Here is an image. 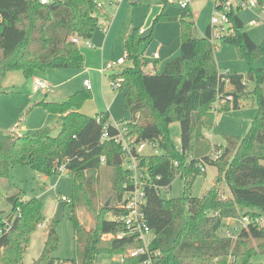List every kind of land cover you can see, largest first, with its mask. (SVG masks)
Segmentation results:
<instances>
[{
  "label": "trees",
  "instance_id": "trees-1",
  "mask_svg": "<svg viewBox=\"0 0 264 264\" xmlns=\"http://www.w3.org/2000/svg\"><path fill=\"white\" fill-rule=\"evenodd\" d=\"M97 1L0 0V86L12 70L29 77L36 70L82 68L84 55L73 37L90 39L100 27ZM240 9L231 8V31L222 42L234 45L238 56L248 60V75L219 71L217 48L208 36H195L190 6L180 14H160L155 19V23L179 21L181 27V53L169 60L162 72H147L141 56V45L152 34L140 37V30L133 29L125 42L129 64L118 75H110L112 79L123 78L120 90L131 113L130 134L137 140L156 141L162 150L147 158L153 183L170 187L178 175L184 181L178 197H163L156 186L145 188L144 212L156 234L150 250L159 252L154 264H250L254 254L264 253V227L250 225L235 240L219 233L227 218L264 214V65L254 64L264 55V47L243 29ZM248 78L256 80L253 89H249ZM88 97V93L78 91L64 102H43L46 109L62 114L57 135L51 128L22 134L0 128L1 180L9 178L11 169L19 164H29L40 175L57 174L61 166L71 173L70 218L76 256L67 260L70 264H101L97 261L101 254L122 255L141 245L119 220L125 214L121 202L131 173L115 164L120 147L101 140L103 124L96 116L101 114L104 122H112L109 114L92 116L80 111ZM247 98L255 100L258 109L249 132L245 136L225 135L223 153L217 160L210 159L213 144L205 131L213 128L216 113L237 110ZM217 101L220 108L215 112ZM175 121L181 126L180 147L170 133ZM110 131L114 133L116 128L111 125ZM202 163L216 166L218 173L211 188L196 197L191 194V185L206 173L201 170ZM104 165L114 168L112 186L105 193L100 174ZM223 185L229 188L230 196L222 191ZM8 198L12 210L8 214L0 211V264H60L54 255L59 242L55 226L48 232L41 256L32 263L24 262L31 234L42 219L43 203L37 197L25 198L21 191ZM78 208L88 212L93 227L87 228L80 221ZM122 232L126 234L119 237ZM144 258L127 257L123 262L140 264Z\"/></svg>",
  "mask_w": 264,
  "mask_h": 264
},
{
  "label": "rangeland",
  "instance_id": "rangeland-1",
  "mask_svg": "<svg viewBox=\"0 0 264 264\" xmlns=\"http://www.w3.org/2000/svg\"><path fill=\"white\" fill-rule=\"evenodd\" d=\"M209 1L211 2V0L191 1L190 6L193 11L200 14V17L198 16L197 18L199 24L204 22V19L206 21V18L210 16L207 13V2ZM237 2L239 4L247 3L249 0H237ZM117 5L111 6L109 3H106L104 7L96 9L101 22L103 21L102 16L105 14L107 17L111 16L112 18L111 14L116 13ZM123 5L126 6V12L124 11L120 17L122 16L128 24L135 20L133 25L147 30L146 36H149L153 32L154 18L161 12V9L163 10L164 0H139L136 3L133 0H124ZM182 9L178 4V0H169L166 12L170 15H177L180 14ZM263 9L264 1L263 3H259L258 1L257 7H241L238 14L244 20L243 29L250 31L257 37L258 44L264 47V20L259 24L253 23L256 14ZM109 11L112 13H108ZM132 12H135V15ZM151 19H154L152 24L149 23ZM102 26L95 31L92 38L84 40L83 44L81 43L83 52L90 50L87 40L93 45H97L95 37L97 34H104ZM195 36H201L198 28L195 31ZM178 42L181 45V37ZM215 57L220 72H240L245 75H248L250 72V63L248 60L241 59L238 56L237 48L234 45L225 44L222 41L217 42ZM105 59L103 64L99 66L92 64L89 69H85L86 66L84 65L82 68L36 70L29 77L19 70L9 71L0 86V128L6 132L14 130V133L21 134L28 130L38 131L44 128H51L52 133L57 135L60 131L62 114L46 109L43 102H64L78 91H84L89 95L81 108L82 113L96 116L97 113L110 110L112 122L130 121L131 113L126 108L124 91L113 89L110 82V75H118L127 63L124 66H116L102 73L101 68L109 62L114 61L109 59L108 55ZM254 64L259 67L263 66L264 55L258 57L254 61ZM159 69L161 67L155 68L156 71ZM34 77L47 81L52 85V89L47 93L43 90H37L34 86ZM85 79L91 81L92 89L94 87L92 92L86 91L84 88ZM248 85L249 89H253L256 86V80L248 78ZM262 88L264 92V83L262 84ZM257 114L258 109L255 100L251 98L244 99L239 109L216 113L214 126L211 129H207L205 135L211 140L212 144L224 143L225 135L245 136L249 132ZM170 133L176 146L180 147L181 126L179 122L175 121L170 125ZM145 152L147 154L151 153L152 147L147 146ZM217 173L216 166L207 165L206 173L194 179L191 185V194L201 197L211 188ZM100 174L102 190L105 193L112 186L114 168L104 165ZM183 190L184 181L178 175L170 187L162 188L161 194L166 198L178 197L182 195ZM19 191L24 194V197H37L43 203L42 219L31 234L29 247L23 256L24 262L32 263L41 256L48 232L52 226H55L59 242L54 255L59 259L60 264H70L67 260L76 256L75 231L70 218L72 203L62 198H72L73 177L71 173L63 172L62 174L57 173L47 176L38 174L29 164H19L13 167L9 178L5 180L0 179V211L3 214H8L12 210V204L8 197ZM222 191L226 196H230L231 194L226 185L222 186ZM76 212L80 221L87 228L94 226L92 218L85 209L78 208ZM227 222L228 220L226 219L219 232L222 235L226 233L228 228L232 229L235 226V224H232L229 227ZM97 261L101 264H124L121 256L115 253L101 254L97 257ZM250 264H264V253L257 252L254 254Z\"/></svg>",
  "mask_w": 264,
  "mask_h": 264
},
{
  "label": "built area",
  "instance_id": "built-area-1",
  "mask_svg": "<svg viewBox=\"0 0 264 264\" xmlns=\"http://www.w3.org/2000/svg\"><path fill=\"white\" fill-rule=\"evenodd\" d=\"M51 0H41L42 3H49ZM123 0H98L96 5L97 8H102L106 3L112 5H117ZM192 0H178V4L181 8H187L191 5ZM250 7L254 8L258 6L257 0H249L247 3H236L233 4L232 0H214V7L210 18L209 30L206 36H208L211 43L217 48V42L222 41L223 38L228 35L231 31V20L229 17V12L231 8L236 7ZM264 20V9L256 14L254 19V24H259ZM99 25L101 26V21L99 20ZM140 33H144V29H140ZM73 41L77 44L82 43L84 40L78 36L73 37ZM87 45L93 47L92 43L87 40ZM155 57H159L158 53H155ZM126 62V56L118 58L115 61L109 62L106 66L101 68V72L105 73L108 69H113L116 66H120ZM34 86L37 90L48 91L50 89V84L39 78L34 77ZM111 86L113 89L119 90L122 87V77H117L112 79L110 77ZM84 85L87 90L92 89L91 81L84 80ZM228 99H232L229 96ZM220 108V102L217 101L214 107L215 112ZM139 116V114H137ZM97 122L103 124V134L101 137L102 142L113 141L119 147L121 152L119 153L122 159L121 165L131 173L130 184H125L126 192L124 194L121 206L123 207L125 214L119 217L127 227L128 232L135 234L140 240L141 245L139 247L128 250L126 253L120 255L121 259L124 261L127 257H138L145 256L140 264H154L155 257L159 254L158 251L150 250V244L156 238V234L150 227L144 212V207L147 202V196L145 188L146 186H156L162 190V188H168L163 186H157L153 183V179L150 175L149 168L147 165L148 156L153 154H161V149L156 141L148 140H137L135 135L129 132L130 121L121 122H104L103 115L96 116ZM114 126L116 132L112 133L110 127ZM147 146L152 147V152L147 154L145 149ZM223 153V143H213V149L210 153V159L217 160ZM104 161V158H102ZM146 163V165H145ZM178 164V163H176ZM201 170L206 171L207 165L200 164ZM59 173L67 172L64 166L59 168ZM63 200L71 201L67 197H63ZM229 227L232 224L235 226L231 229L228 228L225 237L233 238L234 240L238 237L243 229H247L250 225H257L259 227H264V214L263 215H250L243 213L238 217L227 218ZM7 228V227H6ZM3 229H0V234ZM126 232L120 233L118 236L122 237Z\"/></svg>",
  "mask_w": 264,
  "mask_h": 264
},
{
  "label": "crops",
  "instance_id": "crops-1",
  "mask_svg": "<svg viewBox=\"0 0 264 264\" xmlns=\"http://www.w3.org/2000/svg\"><path fill=\"white\" fill-rule=\"evenodd\" d=\"M138 1L139 0L137 1L133 0L134 3ZM232 1H233V4L236 5L237 0H232ZM123 2L124 0L121 3H119V5H117L118 7L116 8L117 9L116 13L111 14L112 18L111 16L107 17L106 14L102 16L103 21L101 22V26L103 25L102 28L104 29L103 30L104 34L100 33L96 35L95 42L97 43V45L92 44L93 47H90V50L86 52H83L81 49L84 55V60H85L84 65L86 66L85 69H89L90 66H92V64L96 66L103 64L105 62L104 60H106L105 58L107 57V55L109 59H112L114 61L117 60L118 58L125 57L126 56L125 42L128 39L129 35L133 31V29H139V30L143 29L141 27H136L135 25H133L135 20H133L132 22H130V24H128L126 20L122 18V16L120 17V15H122L124 11L126 12V6L123 5ZM168 2L169 0L167 2H165L164 0V6L167 7ZM207 5H208L207 13L210 16L206 18V21L204 19V22H201L200 24L197 22V18L198 16L200 17V14L194 12L192 7L190 6L192 9L193 15H194V20L196 22V29L198 28L199 31L201 32L200 37H204L208 33L209 25H210V18H211V14H212L213 7H214V0H211V2L210 1L207 2ZM164 6H163V10L161 9V12L154 19H156L160 14L171 16L170 14L166 12V7ZM108 13H112V12L109 11ZM132 13H134L135 15V12H132ZM96 15L98 16L97 12H96ZM98 18L100 20L99 16ZM154 19H151L149 23L152 24V21ZM247 32L252 37V39L256 42L257 37H255L250 31H247ZM146 34H147V30L144 29V33H140L139 36L146 37ZM151 34H152V38L148 42L141 45L140 52H141V56L143 60L147 63L146 71L152 72V73H156V72L160 73L164 70L166 63L169 60L179 56L181 53V45H179V42H178L181 37L180 22L179 21L165 22L164 20L158 23L154 22V28ZM153 38H154V41H153ZM256 43H258V40ZM82 44L80 43L79 45L80 48ZM155 53H158L159 57H155ZM128 63L129 62L126 61L121 66H124L125 64L128 65ZM158 67H161V69L156 71L155 68H158ZM84 88L86 89L85 85H84ZM51 89H52V85L50 84V89L44 92L47 93ZM92 90H94V87L91 90L86 89V91H91V92ZM242 102L243 100L241 101V103ZM104 112H107L109 116L111 114L110 110L102 111V113ZM97 114H100V113H97ZM92 116H95V115H92ZM111 117L112 116H110V118ZM7 132L12 133V134H21V133H16V132L14 133V130L7 131ZM25 198H29V197L25 196Z\"/></svg>",
  "mask_w": 264,
  "mask_h": 264
},
{
  "label": "water",
  "instance_id": "water-1",
  "mask_svg": "<svg viewBox=\"0 0 264 264\" xmlns=\"http://www.w3.org/2000/svg\"><path fill=\"white\" fill-rule=\"evenodd\" d=\"M134 1H137V0H134ZM121 163H122V159H121L120 154H116L115 155V164L121 165Z\"/></svg>",
  "mask_w": 264,
  "mask_h": 264
}]
</instances>
